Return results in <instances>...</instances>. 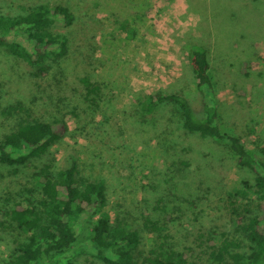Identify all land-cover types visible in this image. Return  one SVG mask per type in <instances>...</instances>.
I'll list each match as a JSON object with an SVG mask.
<instances>
[{
	"label": "rangeland",
	"instance_id": "374dc122",
	"mask_svg": "<svg viewBox=\"0 0 264 264\" xmlns=\"http://www.w3.org/2000/svg\"><path fill=\"white\" fill-rule=\"evenodd\" d=\"M41 3L73 15L71 26L58 28L68 53L50 59L47 76L36 78L0 51V137L22 118L9 112L18 104L48 122L64 120L67 135L36 166L55 159L64 167L75 156L84 177L105 179L107 210L141 225L142 213L155 215L168 246L191 247L190 264H209L198 234L234 229L228 193L255 174L239 169L223 147L186 133L171 107L153 119L141 103L148 93L180 92L201 111L190 55L203 46L223 128L247 133L249 148L264 145V0H0V14ZM84 77L103 85L101 99L86 98ZM36 171L0 168V197H24ZM154 235L146 231V249ZM14 238L0 227L1 262Z\"/></svg>",
	"mask_w": 264,
	"mask_h": 264
},
{
	"label": "trees",
	"instance_id": "16d2710c",
	"mask_svg": "<svg viewBox=\"0 0 264 264\" xmlns=\"http://www.w3.org/2000/svg\"><path fill=\"white\" fill-rule=\"evenodd\" d=\"M19 8L22 11L0 14V51L27 66L29 76L45 77L51 69L49 60L68 53V38L58 28L71 26L74 17L60 5ZM190 65L201 111L184 94L163 90L145 94L141 110L153 118L171 107L186 133L223 147L239 169L255 174L253 181L243 179L235 192L228 193L234 229L219 237L209 230L198 238L209 264H264V145L254 141L255 147L249 148L243 140L247 133L232 134L223 128L208 50L195 45ZM83 80L86 98L101 99L103 85L89 77ZM9 112L22 118L0 137V168L9 173L34 169L37 180L20 199L10 192L0 197V227L15 235L14 248L0 264H137L139 258L147 264H190L194 250L168 246L167 235L158 233L160 218L142 213L141 225L107 210L105 179L84 177L75 156L64 167L55 159L35 165L67 135L64 120L48 122L21 104ZM164 218L168 222L169 216ZM146 231L158 234L149 249L144 243ZM82 255L87 256L83 261Z\"/></svg>",
	"mask_w": 264,
	"mask_h": 264
}]
</instances>
